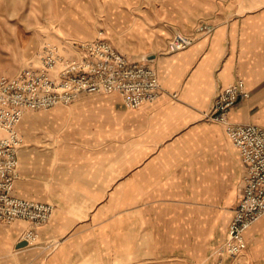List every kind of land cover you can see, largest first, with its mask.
<instances>
[{
    "label": "rangeland",
    "instance_id": "374dc122",
    "mask_svg": "<svg viewBox=\"0 0 264 264\" xmlns=\"http://www.w3.org/2000/svg\"><path fill=\"white\" fill-rule=\"evenodd\" d=\"M212 3L213 0H0V76H14L35 63L37 53L45 46H59L73 56L80 41L95 38L100 31L129 59L155 58L158 62L169 55L168 43L175 33L188 34L203 24L202 11ZM73 109L77 115L73 113L72 118L62 115ZM134 111L105 94H82L69 105L27 110L19 124L25 151L24 155L20 153L23 177L19 182L27 185L28 195L44 200L52 196L57 183L69 186L70 181L91 179L100 174L94 170L103 165L109 170L103 174L111 185L110 214L135 210L144 218L141 264L157 262L149 249L152 234L161 231L157 222L167 230L170 218L175 216L181 218L175 222L177 226L189 228L191 264H195L194 260L200 264H264V229L257 231L236 259L220 254L224 243L218 241L222 220L215 224L212 216L226 209L224 199L230 194L235 200L234 208L244 185L245 174L234 153L213 187H171L167 181L163 182L167 186H155V173L143 169L154 159L151 151L174 140L163 139L160 134L149 140L135 139L148 125L146 119H134ZM25 119H30L27 126L23 124ZM165 120L162 121L169 134L176 125L173 119ZM202 136L198 137L204 142L200 144L202 148L216 150L222 144L213 133ZM192 142L181 140L174 144L180 154L162 157L170 170L162 176L178 175L176 164L188 165V145ZM171 162L176 164L172 166ZM134 176L136 187H125ZM18 238L13 230L0 224V264H23L16 256L13 260L6 258L10 254L7 247L15 254L18 249L41 244L22 245L23 240ZM160 238L165 241L167 236Z\"/></svg>",
    "mask_w": 264,
    "mask_h": 264
},
{
    "label": "crops",
    "instance_id": "0c3cea01",
    "mask_svg": "<svg viewBox=\"0 0 264 264\" xmlns=\"http://www.w3.org/2000/svg\"><path fill=\"white\" fill-rule=\"evenodd\" d=\"M201 17L202 23L213 25L214 30L209 34L198 35L197 41L191 47L178 52L167 51L169 55L162 56L158 62L155 58L145 61L132 60L152 63L158 71L162 87L161 95L156 101L134 109V119L141 122L146 119L148 125L144 131H139L135 139L139 137L140 140H149L160 134L163 139L174 140L171 145L161 147L157 143L159 148L151 151L154 159L143 169L144 172L148 170L155 173L152 175L155 178V186H167V183H163L167 181L171 182V187H213L218 173L223 167L225 169L232 153L238 158L245 174L240 150L227 135L225 127L220 123H209L208 119H205V113L210 110L220 89L238 79L245 81L250 97L240 100L231 109L230 120L264 126V0H213L212 4L205 5ZM188 34L197 35V27ZM107 38L116 46L109 37ZM105 95H112L113 101L126 107L118 94ZM78 109L81 110V106ZM72 111L62 115L72 118L73 113L76 114ZM165 119H173L176 125L169 134L162 121ZM29 123L30 119L23 121L26 126ZM173 131L176 133L171 136ZM206 133H213L220 139V147L216 150L202 148L200 144L204 142L198 137L202 138ZM206 136L211 137L208 134ZM181 140H185L187 144L193 140L188 145V165L171 162L172 166L176 164L179 174L162 176L165 171H170L162 157L180 154L174 144ZM22 146L18 153V178L13 185L14 194L26 199L52 203L55 210L49 223L39 230L40 245L18 249L15 254L11 247H7L6 252L10 254L6 258L13 260L16 256L23 264H141V227L144 218L135 210H119L117 214H110L111 185L108 177L103 174L104 171L109 172L104 169L105 166L101 165L100 169H95L94 171H99L100 174L91 179L70 181L69 186L63 185V182L57 183L53 186L52 196L43 200L28 195L27 185L19 182L23 177L20 153L22 151L24 155L25 151ZM135 176L126 182L125 187H136ZM242 196L243 187L234 208L235 200L230 194L224 199L226 209L212 216L215 224L222 220L218 241L225 242L229 224ZM179 219L181 218L171 217L167 230L164 224L157 222L161 231L152 234L149 248L151 253L155 254V264L192 263L189 228L177 226L175 222ZM0 224L13 230L20 239L29 225L22 220ZM260 229H264V215L246 232L248 246ZM163 233L167 236L165 241L160 238ZM163 252L164 255L161 254ZM164 259L165 263L162 262ZM193 262L200 264L199 260Z\"/></svg>",
    "mask_w": 264,
    "mask_h": 264
},
{
    "label": "built area",
    "instance_id": "2783aa9c",
    "mask_svg": "<svg viewBox=\"0 0 264 264\" xmlns=\"http://www.w3.org/2000/svg\"><path fill=\"white\" fill-rule=\"evenodd\" d=\"M213 30V25L203 23L197 27V35L177 32L167 51L187 49L198 35ZM75 49L76 54L69 56L59 46H45L37 53L35 63L14 76H0V222L26 221L29 225L21 235L26 245L39 241V230L49 223L55 206L14 194L18 153L24 142L18 124L24 113L69 105L82 94L116 93L131 109L154 102L161 95L156 67L129 59L103 31L95 38L80 41ZM249 97L245 81L238 79L220 89L205 113L206 118L225 127L245 164L243 196L220 250V254L235 259L248 247L246 232L264 215V126L230 120L231 109Z\"/></svg>",
    "mask_w": 264,
    "mask_h": 264
},
{
    "label": "water",
    "instance_id": "95a60500",
    "mask_svg": "<svg viewBox=\"0 0 264 264\" xmlns=\"http://www.w3.org/2000/svg\"><path fill=\"white\" fill-rule=\"evenodd\" d=\"M23 244L25 245V244H26V242H25V241H23V242H22V245H23Z\"/></svg>",
    "mask_w": 264,
    "mask_h": 264
}]
</instances>
